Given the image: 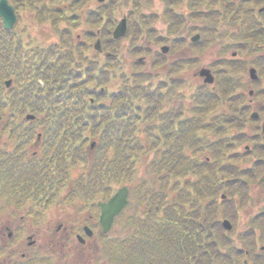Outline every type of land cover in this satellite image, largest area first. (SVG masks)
Segmentation results:
<instances>
[{"label":"trees","instance_id":"16d2710c","mask_svg":"<svg viewBox=\"0 0 264 264\" xmlns=\"http://www.w3.org/2000/svg\"><path fill=\"white\" fill-rule=\"evenodd\" d=\"M9 1L17 10H38L40 23L64 27L56 30L59 42L27 47L20 34L4 30L0 22V113L33 114V121L16 128L18 147L40 132L44 146L50 148L41 159L24 163L6 149V140L1 143L0 204L15 208L29 204L30 213L37 204L78 200L82 209L96 215V201L128 184L132 200L124 212L127 230L119 236H100L107 264H204L203 253L210 254L206 257L210 263L240 252L233 247V228L226 231L221 220L235 223L237 209L250 200L249 184L262 172L258 162L250 170L239 169L238 157H225L231 144L243 139L227 133L249 122L247 97L231 95L244 89V61L214 65V88L191 87V102L186 105L178 92L185 83L173 77L186 60L171 63L170 78L157 81L142 61L130 63L134 71L121 67L123 50L133 58L150 52L146 42L157 35L151 25L156 20L151 0ZM165 1L174 6L180 0ZM215 1L204 0L209 13L205 19L213 25ZM224 1L226 7L229 0ZM250 1L254 9L264 3ZM86 3L90 7L85 8ZM123 5L128 6L126 33L114 40L112 30ZM244 7L245 3L236 8V14ZM167 8L162 18L177 27ZM258 16L248 30L252 43L242 44L238 53L263 46L264 12ZM81 24L86 29L76 39L74 31ZM97 37L109 52L101 62L91 48ZM124 39L128 42L123 47ZM155 54L154 65H162L164 55ZM254 62L264 77V60ZM5 78L13 80L7 90ZM253 86L255 97L264 99L261 79ZM149 155L151 177L141 179L139 164ZM257 218L264 219V213ZM219 250L222 254L215 256Z\"/></svg>","mask_w":264,"mask_h":264},{"label":"rangeland","instance_id":"374dc122","mask_svg":"<svg viewBox=\"0 0 264 264\" xmlns=\"http://www.w3.org/2000/svg\"><path fill=\"white\" fill-rule=\"evenodd\" d=\"M164 3L162 0H153V9L156 10L157 13H160L163 11ZM152 8V7H151ZM128 9V6H121L120 7V14L125 12ZM119 16V12L117 13V17ZM119 18V17H118ZM117 18V19H118ZM28 23L26 21L25 16H22V21L19 24V32L22 29V26L26 25V28H28ZM57 25L58 29L54 27L51 21L48 23H45L44 27H36L35 30L33 29H24L23 39L25 42H28L32 38H39L40 40H43L46 44L48 43H57L59 42V39H57V36L55 33H51L52 30H59L64 27L61 23H55ZM50 26V27H49ZM157 33L159 36H161V42H156L155 36L159 38V36H155L153 34L152 39L154 42L149 46L150 53L149 58H146L144 60L145 64L148 60L152 59V56H155V52L159 53V49L162 45L168 46L167 54L165 55L166 59L169 60V62H173L175 60H180L183 57H198L199 61L197 64L199 66H207L215 57V49L214 47L206 49L205 51L198 53L197 55H194L190 52L189 48H176L171 49L169 40L171 38H175V36L179 35H171L168 34L167 29L168 25L159 21L156 23ZM81 28H78L74 31L75 38L81 39ZM40 33V34H39ZM182 36V35H181ZM43 38V39H42ZM128 42L127 39H124V41L121 42V46H125ZM147 44H150V42H146ZM127 49V47L123 48ZM99 62L102 61V58L99 57ZM122 61L124 63L122 68H128L130 71H134V69L130 68V63L133 61V57L129 54V51H122ZM150 66L149 64H146ZM151 67V66H150ZM199 67L193 68L189 70V72H186L184 74H179V77L181 78H188L189 81L197 82L200 79L195 75L196 70L198 71ZM147 72H152V75H158L157 78H170L168 76V69L166 67H151L149 69H146ZM245 80L248 81L247 73L245 74ZM157 81V80H155ZM264 85V81H263ZM178 92L180 94L182 93L187 98L189 97L190 91L186 90V87L184 89L179 88ZM185 96H183L185 98ZM178 100H176L177 102ZM24 115L23 113L19 116L18 120L23 121ZM232 130H230L227 134H231ZM88 158L90 156L88 155ZM149 157H142L141 164H139V176L141 179H143V176L146 178L151 177L150 173V165L147 163V159ZM78 176V170L74 172L73 177ZM117 187V186H116ZM71 188V185L69 186ZM115 189V188H114ZM251 191V197L253 200H257L256 198V191ZM258 190V189H257ZM131 193V189H130ZM132 198V197H131ZM135 199V198H134ZM82 202L75 200L71 204H62L61 199L57 200L55 203L47 206L45 209H41V211H36L39 215L33 216L30 215L28 217L26 210H17L12 207V205H3L0 204V242L1 239L3 242L0 243V246L6 245L5 238L7 237V230L4 229L5 226H8L9 228L14 227L13 223L17 224L20 221V216L24 215L25 221L22 220V225L24 229V237L22 241V247H18L15 245L17 240L10 243V249L8 252H11L12 250L19 248L17 252L13 254L14 257L18 258H25L22 259L26 263L29 259L33 258L35 254H38L39 256H43V260H41L40 264H101L103 262L102 256H107L105 254V247L101 245L98 238H89L86 240V243L84 244H78L76 241L73 232L76 227L81 225H88L89 227L92 225L94 226L96 224V220L94 217H90V212H86L85 209H82L81 207ZM131 209V208H130ZM130 211V210H129ZM132 211V210H131ZM15 213V214H13ZM39 216V217H38ZM91 224V225H90ZM57 226H60L59 231H56ZM126 228V224L123 220V218L117 217L114 221L111 230L109 231L110 236H119L122 235ZM96 234V233H95ZM28 236H31L30 239H28ZM8 238V237H7ZM72 239V240H71ZM33 241L34 245L30 247L26 252V242ZM24 248V249H22ZM21 252H26L23 257H21ZM10 254L5 253L3 257L0 259V264H3L5 262V258L9 259L10 257H13ZM36 257V256H34ZM47 258H50L48 262L45 263V260ZM28 264H31L30 261Z\"/></svg>","mask_w":264,"mask_h":264},{"label":"flooded vegetation","instance_id":"af4514ba","mask_svg":"<svg viewBox=\"0 0 264 264\" xmlns=\"http://www.w3.org/2000/svg\"><path fill=\"white\" fill-rule=\"evenodd\" d=\"M221 30H224L221 27ZM232 34L229 39L232 38ZM262 122L261 119L257 125L258 132H254L248 130L250 142L247 144L236 145L237 149H235L236 157H238V161L242 162L239 167L243 169L250 170L252 167V162L254 164L261 160L259 163V169L262 168V172L257 176L258 179L253 183L249 184V197L250 200L247 202L246 207L241 209H237V213L235 215V223H231V228H233V235L231 236L233 247L239 249L240 252H236V255L227 254L225 255V259L223 261H211L206 259L209 253H203L202 258L204 264H264V219H258L257 217L264 213V154L256 155L254 152V148L257 147L262 152H264V130L261 128ZM256 142V146L254 145ZM28 147V146H27ZM254 147V148H253ZM246 150V151H245ZM234 153V154H235ZM27 161V160H26ZM25 162V161H23ZM244 168V169H245ZM250 172H246V175H249ZM256 191V199L253 200L251 197V191ZM258 189V190H257ZM236 203H238V199H236ZM263 209V210H262ZM262 210V211H261ZM261 211V212H260ZM14 228L9 229L8 226H5L4 229L7 230V236L9 240H12L15 236L16 228L19 226L13 223ZM16 227V228H15ZM60 226H57L56 231H59ZM24 230L22 231V233ZM72 240V239H71ZM247 241V242H246ZM85 239L80 243L83 244ZM18 244V245H17ZM20 248L23 246L22 241H18L15 243ZM34 245L28 244L26 247H32ZM26 248V252L28 250ZM19 248L16 250L18 251ZM24 249V248H22ZM15 251V250H14ZM26 252H21V257L25 255ZM222 251L219 250L215 253V256H220ZM11 259L6 260L5 262H9ZM202 264V262H201Z\"/></svg>","mask_w":264,"mask_h":264},{"label":"water","instance_id":"95a60500","mask_svg":"<svg viewBox=\"0 0 264 264\" xmlns=\"http://www.w3.org/2000/svg\"><path fill=\"white\" fill-rule=\"evenodd\" d=\"M0 17L2 19L5 29L12 26L14 22L13 10L10 6H7L6 0H0ZM126 29L125 18H121L113 30V38L122 36ZM94 48L100 50V43L97 40ZM165 51V48L162 49ZM207 72V71H206ZM211 81V78L208 79ZM9 81L6 82L8 85ZM128 202V188L122 186L116 190V192L105 202L98 203L100 208L99 225L101 227V233H106L113 222L114 217L126 206ZM224 228L229 229L230 223L227 220L222 222Z\"/></svg>","mask_w":264,"mask_h":264}]
</instances>
